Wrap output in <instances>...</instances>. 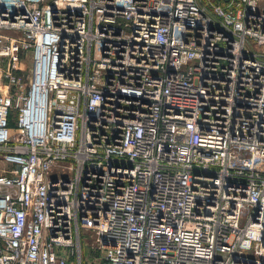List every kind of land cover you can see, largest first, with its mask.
<instances>
[{
    "label": "built area",
    "instance_id": "1",
    "mask_svg": "<svg viewBox=\"0 0 264 264\" xmlns=\"http://www.w3.org/2000/svg\"><path fill=\"white\" fill-rule=\"evenodd\" d=\"M0 156V264H264V0H0Z\"/></svg>",
    "mask_w": 264,
    "mask_h": 264
},
{
    "label": "rangeland",
    "instance_id": "2",
    "mask_svg": "<svg viewBox=\"0 0 264 264\" xmlns=\"http://www.w3.org/2000/svg\"><path fill=\"white\" fill-rule=\"evenodd\" d=\"M21 66L23 67L22 73L25 75L24 76V80L26 82H28V78H29V73L31 71V66H32V59H31V54L29 53L28 56L25 55L22 58V64ZM7 167L6 162L2 159V157L0 156V173ZM83 242L85 244H83L82 246V255L83 258L87 257L88 254H92L93 253V249H92V243H93V235L90 231H86L85 233H83Z\"/></svg>",
    "mask_w": 264,
    "mask_h": 264
},
{
    "label": "trees",
    "instance_id": "3",
    "mask_svg": "<svg viewBox=\"0 0 264 264\" xmlns=\"http://www.w3.org/2000/svg\"><path fill=\"white\" fill-rule=\"evenodd\" d=\"M10 123L15 124L16 123V119H17V110L16 109H12L10 112Z\"/></svg>",
    "mask_w": 264,
    "mask_h": 264
}]
</instances>
